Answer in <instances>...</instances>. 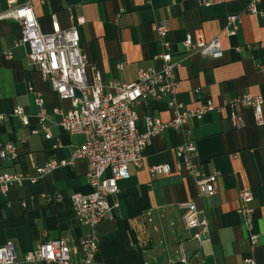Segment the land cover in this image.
I'll list each match as a JSON object with an SVG mask.
<instances>
[{
    "label": "crops",
    "instance_id": "0c3cea01",
    "mask_svg": "<svg viewBox=\"0 0 264 264\" xmlns=\"http://www.w3.org/2000/svg\"><path fill=\"white\" fill-rule=\"evenodd\" d=\"M246 4L247 0L209 5L201 0L33 3L44 33L51 32L52 15L61 28L70 26V16L73 20L83 18V23L76 26L87 62V80L91 83L93 71H97L105 92H112L114 84L134 82L139 69H159L161 62L156 55L161 47L155 24L165 23L172 60L179 62L175 70L177 100L189 109L206 99L220 107L199 119L189 118L184 131L168 127L154 135L143 150L142 167L129 166L130 176L117 181L118 193L109 198L117 206L96 227L99 245L95 259L99 264H156L158 257L160 264L177 263L182 237L189 264H244L245 257L264 264V104L261 125L255 123L249 107L240 108L244 122L241 128L231 126L224 106L244 93L264 99V0L257 4L258 14L247 12ZM13 5L12 0H0V13ZM229 15H238L240 26L235 34L225 36ZM196 31L206 40L219 38L223 48L220 58L209 59L195 50L183 49L185 35ZM19 36L17 21L0 19V113L10 114L20 105L29 115L27 125L16 116L0 122V146L11 143L17 152L15 159L0 158V173L37 176L36 166L52 158L67 159L83 136L69 134L59 126V116L51 111L67 109L69 101L58 97L37 67L28 63L27 47L16 45ZM6 52L11 58L5 56ZM29 87L44 97L50 113V139L31 132L37 126V107ZM166 101L145 99L136 105L139 132L145 130L146 115L162 121L172 117ZM184 142L194 145L193 160L200 170L217 173L213 195L197 197L195 178L176 170L175 148ZM156 164H167L170 172L150 176L148 167ZM104 175L109 176V170ZM243 188L250 189L253 197L252 229L257 241L252 250L248 231L236 212L238 191ZM91 191L83 159L59 165L34 183L13 184L5 194L0 192V246L12 241L18 258L40 243L57 238L75 248L86 228L74 221L69 197ZM186 201H194L207 219L209 231L200 242L189 239L193 230H183V210L178 205ZM73 256L78 255L75 252Z\"/></svg>",
    "mask_w": 264,
    "mask_h": 264
},
{
    "label": "built area",
    "instance_id": "2783aa9c",
    "mask_svg": "<svg viewBox=\"0 0 264 264\" xmlns=\"http://www.w3.org/2000/svg\"><path fill=\"white\" fill-rule=\"evenodd\" d=\"M14 5L7 11L0 13L1 18H12L20 26V36L16 45L27 47L28 63L37 67L41 76L47 79L51 89L61 99L69 101L67 109L53 108L51 113L59 116V126L69 134H80L83 141L74 147L65 160L49 159L43 165L36 166L37 176L24 173H0V192L5 194L13 184L24 182L34 183L40 177L59 165L71 164L75 160L86 162V176L92 191L89 193H72L69 197L73 210L74 221L86 228L75 248L62 238L52 239L40 243L37 247L27 251L18 258L12 241L8 240L0 246V264H36L40 262L53 264H99L95 255L98 250L99 238L96 232L98 223L103 218L111 216V210L117 206L109 198L118 193L117 181L130 176L129 166L140 168L143 165V150L150 143L151 138L171 127L185 130L189 118H201L209 111H218L220 107L210 99L201 102L196 108H185L177 100L178 81L175 70L178 61L172 60L171 47L167 40V26L165 23L155 24V31L161 51L156 55L161 64L159 69H139L137 79L127 84L112 85V92H105L101 75L93 71L92 81L88 83L86 71L87 62L80 49L77 26L83 23L82 17L73 20L66 28H61L52 15L51 32L41 31L33 3L41 0H12ZM16 1V2H15ZM149 1V0H147ZM216 1L201 0L209 5ZM260 0H247L246 11L258 14L257 4ZM240 26L238 15L226 17L224 35L230 36L237 32ZM183 49L195 50L203 57L218 59L223 54L218 37L206 40L196 31L187 33L181 42ZM240 51V47L235 48ZM5 56L11 58V53ZM262 68V66H260ZM33 96V103L37 107L35 117L37 126L32 133H43L45 139H50L48 128L49 112L45 107L41 92L28 88ZM172 112L168 121L157 117L144 116L145 130L139 132L137 128L138 113L136 105L145 99H163ZM264 99L258 95L244 93L227 101L224 106L228 109V118L233 128L244 126L241 107H249L257 125L263 124L262 106ZM9 116H16L23 125L29 122V115L20 105H16L10 114L0 113V122ZM194 145L184 142L175 148L176 170L195 178L197 197L211 196L216 189L217 173L205 174L197 162L193 160ZM16 149L11 143L0 146V158L15 159ZM109 170L110 175L104 173ZM150 176L159 173L168 174L167 164H156L148 167ZM46 197V194H42ZM236 212L240 215L245 229L248 231L250 250L253 249L257 235L252 229L253 200L250 189L238 191ZM182 226L185 232L193 230L189 239L200 242L208 234V222L202 209L194 201L181 202ZM182 237L178 243L179 260L172 264H189L183 250ZM77 253V257L73 254ZM244 264H255L252 257H245Z\"/></svg>",
    "mask_w": 264,
    "mask_h": 264
},
{
    "label": "water",
    "instance_id": "95a60500",
    "mask_svg": "<svg viewBox=\"0 0 264 264\" xmlns=\"http://www.w3.org/2000/svg\"><path fill=\"white\" fill-rule=\"evenodd\" d=\"M160 258L158 257L157 259H156V264H160ZM151 264H154V262L153 261H151Z\"/></svg>",
    "mask_w": 264,
    "mask_h": 264
}]
</instances>
